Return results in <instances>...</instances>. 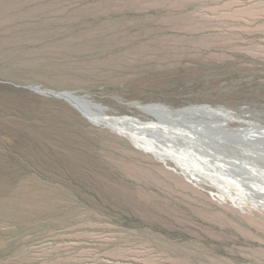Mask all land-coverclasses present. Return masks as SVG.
<instances>
[{
  "label": "rangeland",
  "instance_id": "374dc122",
  "mask_svg": "<svg viewBox=\"0 0 264 264\" xmlns=\"http://www.w3.org/2000/svg\"><path fill=\"white\" fill-rule=\"evenodd\" d=\"M148 104L263 130L264 0H0V264H264V208L125 125L180 131Z\"/></svg>",
  "mask_w": 264,
  "mask_h": 264
},
{
  "label": "bare ground",
  "instance_id": "6f19581e",
  "mask_svg": "<svg viewBox=\"0 0 264 264\" xmlns=\"http://www.w3.org/2000/svg\"><path fill=\"white\" fill-rule=\"evenodd\" d=\"M75 96H66V98L79 106L83 101L79 96ZM140 107L144 113L153 117L160 116L163 120L160 121L161 123L166 126L169 124L170 127H175L180 131L163 130L157 125L125 124L132 131L151 139L189 171L210 182L232 199L242 204L250 201L256 208H264V170L252 164V161H264V129L259 130L244 126L238 129L230 128L227 123L237 121L238 117L235 116L234 112L222 109V107L214 108L209 105H197L182 109ZM94 120L108 122L99 118H94ZM179 122L184 123V125L178 126L177 123ZM114 123L118 122L112 121L111 124L116 126ZM207 128L219 130L221 135L216 137L213 135L212 138H209L205 134V131L206 133L208 131ZM231 139L238 141L232 150L235 152L234 154H237V160H231L232 157L228 159V156L225 155L226 142L231 141ZM210 144L224 149L222 156L227 157V159L221 158L220 155L216 154L217 152H213L209 147ZM246 144H251L253 147L248 148Z\"/></svg>",
  "mask_w": 264,
  "mask_h": 264
},
{
  "label": "water",
  "instance_id": "95a60500",
  "mask_svg": "<svg viewBox=\"0 0 264 264\" xmlns=\"http://www.w3.org/2000/svg\"><path fill=\"white\" fill-rule=\"evenodd\" d=\"M34 90H36V91H38V92H40V93H42V94H51V95H54L55 97H57V98H62V99H65L66 101H68L69 103H72V102H70L67 98H66V96H74V93H72V92H55V91H50V90H40L39 88H33ZM76 97V96H75ZM86 97V96H85ZM85 97H79V98H81V100L83 101V102H81L82 104H80V105H83V104H85V103H87L88 101L86 100V98ZM78 98V97H77ZM78 98V99H79ZM80 100V101H81ZM73 105H75L76 107H78L79 109H82V106H78V105H76V104H74V103H72ZM145 107H150V108H157V109H159V108H164V107H167V106H164V105H161V104H148V105H145ZM139 108L140 109H142L140 106H139ZM167 108H169V109H171L170 107H167ZM186 108H188V107H186ZM82 111V113L86 116V117H88L89 115H88V113H87V111H85L84 109L83 110H81ZM157 120H159V121H163L162 119H161V117L160 116H156L155 117ZM183 174V173H182ZM184 175V174H183ZM185 176V175H184Z\"/></svg>",
  "mask_w": 264,
  "mask_h": 264
}]
</instances>
